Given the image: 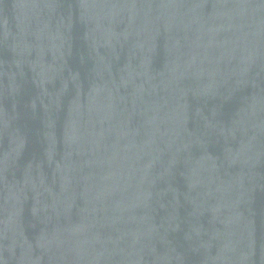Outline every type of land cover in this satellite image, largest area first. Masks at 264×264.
I'll return each instance as SVG.
<instances>
[{"label":"water","instance_id":"water-1","mask_svg":"<svg viewBox=\"0 0 264 264\" xmlns=\"http://www.w3.org/2000/svg\"><path fill=\"white\" fill-rule=\"evenodd\" d=\"M0 264H264V0H0Z\"/></svg>","mask_w":264,"mask_h":264}]
</instances>
